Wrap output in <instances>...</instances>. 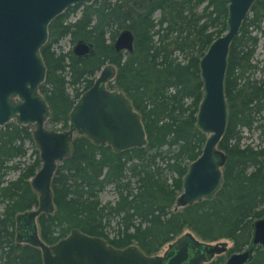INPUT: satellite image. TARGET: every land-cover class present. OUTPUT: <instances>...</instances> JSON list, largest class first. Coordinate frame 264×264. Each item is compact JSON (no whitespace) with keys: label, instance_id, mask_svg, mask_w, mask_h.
<instances>
[{"label":"trees","instance_id":"1","mask_svg":"<svg viewBox=\"0 0 264 264\" xmlns=\"http://www.w3.org/2000/svg\"><path fill=\"white\" fill-rule=\"evenodd\" d=\"M79 6V16L68 22L67 15ZM226 15L225 0H92L71 4L50 21L40 49L46 76L39 85L51 109L48 121L59 125L56 129L67 128L75 100L104 64L113 63L116 74L107 85L131 99L148 142L115 152L107 143L76 135L72 153L58 163L52 178L54 208L37 218L46 243L73 227L114 246L136 244L147 254L186 229L205 241L232 240L229 252L249 242L251 222L264 215V146L242 145L240 140L242 128L264 133V79L248 74L256 67L252 57L257 36L251 31L264 35V0L254 1L229 46L224 79L229 114L218 144L225 154L223 182L212 199L173 208L187 165L201 152L206 137L195 125L202 94L199 58L226 30ZM123 28L134 35L131 51L113 46ZM66 35L74 43L90 42L93 52L78 56L72 48L57 49ZM31 130L15 121L0 126V264H42L38 247L14 238L15 214L37 204L29 179L41 161ZM25 141L35 157L20 166L11 161L25 155ZM13 168L19 174L3 183ZM106 185L113 186L117 197L102 203L99 191ZM114 217L117 228L109 236L106 228ZM224 258L219 255L205 264H220ZM246 264H264L262 246L255 247Z\"/></svg>","mask_w":264,"mask_h":264},{"label":"water","instance_id":"2","mask_svg":"<svg viewBox=\"0 0 264 264\" xmlns=\"http://www.w3.org/2000/svg\"><path fill=\"white\" fill-rule=\"evenodd\" d=\"M225 1L227 28L199 58L202 94L195 125L206 137L201 152L182 176V205L212 199L223 182L225 154L218 144L229 114L224 89L229 46L255 0ZM80 2L92 0H0V125L10 120L19 125L32 123V139L41 161L29 179L37 193V204L15 214V240L38 247L42 264H205L228 248L226 239L205 241L187 229L169 241L162 252L147 254L136 244L114 246L104 237L77 227L51 244L40 236L37 218L54 208L52 178L58 163L72 153L76 135H84L95 144L107 143L115 152L148 142L141 114L131 99L107 85L116 74L113 63L104 64L75 100L67 128L46 125L51 109L39 90L46 76L40 49L47 40L50 21L69 5ZM133 40L132 31L123 28L113 46L131 51ZM72 51L82 56L93 52V47L79 39ZM262 174L264 178V166ZM257 245L264 249V215L251 222L249 242L230 252L221 264H246Z\"/></svg>","mask_w":264,"mask_h":264},{"label":"rangeland","instance_id":"3","mask_svg":"<svg viewBox=\"0 0 264 264\" xmlns=\"http://www.w3.org/2000/svg\"><path fill=\"white\" fill-rule=\"evenodd\" d=\"M80 9H81V6L77 7L73 12L69 13L66 17V20L68 22L74 21V19L77 16H79ZM155 15L157 16L158 12H156ZM261 24L264 27V22H262ZM251 33L257 36V43L255 45V49H254L253 57H252V62L256 64V67L253 68L248 74L250 75V77L255 78V79H264V35L260 34V32L256 31L255 29H252ZM73 44L74 42L71 40L70 35H66L62 37L57 43V49H62L65 51V50L72 48ZM175 54L179 58H181L180 53L175 52ZM68 90L71 91L70 88ZM260 115L262 116V119L264 121V110L260 112ZM10 121H15V120H10ZM29 125L31 126V128L34 127L32 123H30ZM46 125L48 127H54V128L59 127V125H54L50 123L49 121L46 122ZM242 134L243 136L240 140L242 145L250 144L254 147L264 146V133L261 131L260 128L252 127L250 130L247 128H242ZM25 146L27 147V151L25 155L21 157H15L14 159H12L11 162H19V165L23 166L27 164L28 162H30L35 157V154L33 153L30 143L25 141ZM18 174H19V169H16V168L9 169L3 177V180H4L3 183H5V181L15 179ZM179 195L177 196V200L174 203L173 208H179L182 206V204L179 202ZM116 197H117V194L112 185H106L102 190L99 191V198L102 203H105L108 201L113 202L116 199ZM3 206L4 205L0 203V213L3 210ZM117 220H118V217L112 218L110 221V225L106 228L108 230L109 236H112L114 234L117 228V223H116ZM222 239L227 240V246L229 250V248L232 246V240L228 238H222ZM167 243H165L157 252H162L164 248L167 246ZM226 254H227V251L220 253V255L222 256H226ZM217 256L218 255H215L214 258H216Z\"/></svg>","mask_w":264,"mask_h":264},{"label":"flooded vegetation","instance_id":"4","mask_svg":"<svg viewBox=\"0 0 264 264\" xmlns=\"http://www.w3.org/2000/svg\"><path fill=\"white\" fill-rule=\"evenodd\" d=\"M113 79H114V78H113ZM113 79H112V80H113ZM117 89H118V88H117ZM14 227H15V226H14ZM14 238H15V234H14ZM165 248H166V247H165ZM165 248H164V249H165ZM238 250H239V249H238ZM225 251H227V254H226L224 260L226 259L227 255L230 253V252H228V248H227ZM234 251H235V250H234ZM223 252H224V251H223ZM231 252H232V251H231ZM216 255L219 256L220 254H216ZM213 259H215V258L213 257L211 260H213ZM211 260H209V261H211ZM224 260H223V261H224ZM209 261H208V262H209ZM206 263H207V262H206ZM221 263H223V262H221ZM221 263H220V264H221Z\"/></svg>","mask_w":264,"mask_h":264}]
</instances>
